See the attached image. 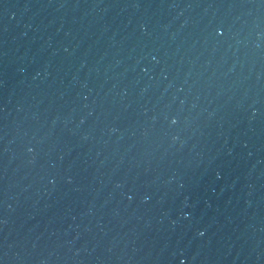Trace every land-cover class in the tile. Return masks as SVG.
<instances>
[{"label":"water","instance_id":"1","mask_svg":"<svg viewBox=\"0 0 264 264\" xmlns=\"http://www.w3.org/2000/svg\"><path fill=\"white\" fill-rule=\"evenodd\" d=\"M0 264H264V0H0Z\"/></svg>","mask_w":264,"mask_h":264}]
</instances>
